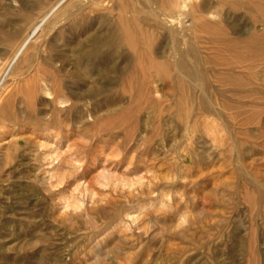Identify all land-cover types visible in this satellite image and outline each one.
Segmentation results:
<instances>
[{"label":"rangeland","instance_id":"rangeland-1","mask_svg":"<svg viewBox=\"0 0 264 264\" xmlns=\"http://www.w3.org/2000/svg\"><path fill=\"white\" fill-rule=\"evenodd\" d=\"M57 1L0 0V264H264V0L172 22L170 59L210 86L164 65L138 95L80 49L126 0ZM50 53L64 102L42 84Z\"/></svg>","mask_w":264,"mask_h":264},{"label":"bare ground","instance_id":"bare-ground-1","mask_svg":"<svg viewBox=\"0 0 264 264\" xmlns=\"http://www.w3.org/2000/svg\"><path fill=\"white\" fill-rule=\"evenodd\" d=\"M61 1L62 0H58L53 4L54 7L58 6ZM209 1L210 0H126L118 5L120 8H118L119 10L114 18H110V20L107 19V21L106 19L100 21L99 26L106 25L105 31L88 36L91 42L84 46L81 45L80 49L83 54V60L86 61V70H103L107 73L125 75L126 85L131 92L137 91L136 94L138 95L141 91L148 93L152 90H156L163 80L161 71L164 65L168 70L182 66L186 69L187 78L190 77L193 80L195 79V81L196 79L200 80L201 89L205 90V87L210 85L209 81H206V75L199 71L201 70L198 69L199 63H189V61H187L188 59L185 60L184 58L178 60L170 58L172 53H175L177 50L174 45L175 27L172 22L176 21L179 24L183 22L181 16H187L195 12L200 13L206 9ZM40 2L43 3L42 1H38L37 3L40 5ZM85 2H87V0ZM90 2H92L94 6H90L89 10L93 11H98L99 8L110 11L115 8L114 0H91ZM48 10L50 11V9ZM43 18L44 16L35 21L33 27L31 26L32 28L29 30V36L36 32ZM203 19V15H199L196 19H192L189 26H194L195 21L200 22ZM164 33L173 37L171 41L173 43V48H171L170 51H167L166 47L164 49L160 44L161 37ZM151 37L154 38L153 43L149 40ZM26 42L21 45L19 44L22 49ZM56 46V43L53 42L46 43V50L52 52ZM124 48L128 51L124 50ZM29 49L34 50L32 55H36V42L31 43ZM26 57L27 56L24 58L26 59ZM45 57L48 59V64H50L51 69L45 71L44 76H42L44 90L46 93H53L52 100L64 102L71 99L63 93L61 84L56 82L54 84L53 82L50 83V81L53 80L52 75L54 71H60L62 69V65H57V61L61 59L53 53ZM48 68L49 67H47V69ZM213 70L212 68L211 74H214ZM214 81L216 84L215 86L220 87L223 85V81L217 76ZM205 91H203L204 95L200 98L201 102H203L204 105H211V98L207 96ZM142 103L143 100L139 98L136 100V104L140 105Z\"/></svg>","mask_w":264,"mask_h":264}]
</instances>
